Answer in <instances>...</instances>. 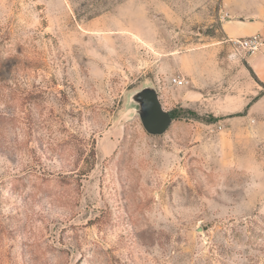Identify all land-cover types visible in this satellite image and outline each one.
<instances>
[{
    "label": "rangeland",
    "instance_id": "374dc122",
    "mask_svg": "<svg viewBox=\"0 0 264 264\" xmlns=\"http://www.w3.org/2000/svg\"><path fill=\"white\" fill-rule=\"evenodd\" d=\"M227 17L0 0V60L18 59L0 66V264H264V85ZM146 87L175 114L165 135L142 125Z\"/></svg>",
    "mask_w": 264,
    "mask_h": 264
},
{
    "label": "crops",
    "instance_id": "0c3cea01",
    "mask_svg": "<svg viewBox=\"0 0 264 264\" xmlns=\"http://www.w3.org/2000/svg\"><path fill=\"white\" fill-rule=\"evenodd\" d=\"M224 7L228 16L222 25L226 41L260 35L264 42V0H224ZM229 50L232 52L230 45ZM245 63L257 83L264 85V44ZM180 76L187 79L185 75ZM258 89L261 88L258 86Z\"/></svg>",
    "mask_w": 264,
    "mask_h": 264
},
{
    "label": "water",
    "instance_id": "95a60500",
    "mask_svg": "<svg viewBox=\"0 0 264 264\" xmlns=\"http://www.w3.org/2000/svg\"><path fill=\"white\" fill-rule=\"evenodd\" d=\"M138 106V113L145 131L150 136L165 135L170 129L173 118L166 111L154 87H146L133 95Z\"/></svg>",
    "mask_w": 264,
    "mask_h": 264
},
{
    "label": "built area",
    "instance_id": "2783aa9c",
    "mask_svg": "<svg viewBox=\"0 0 264 264\" xmlns=\"http://www.w3.org/2000/svg\"><path fill=\"white\" fill-rule=\"evenodd\" d=\"M229 43L234 53L233 57L244 53L253 55L257 53L264 44L260 35H254L244 39L229 40ZM170 82L171 85L178 88L189 85V81L182 76L174 77Z\"/></svg>",
    "mask_w": 264,
    "mask_h": 264
},
{
    "label": "trees",
    "instance_id": "16d2710c",
    "mask_svg": "<svg viewBox=\"0 0 264 264\" xmlns=\"http://www.w3.org/2000/svg\"><path fill=\"white\" fill-rule=\"evenodd\" d=\"M8 62V63H17L18 62V59L16 58H11V59H3V60H0V66L2 67V70L4 69L5 67V63ZM172 114V118L175 119V114L174 113H171Z\"/></svg>",
    "mask_w": 264,
    "mask_h": 264
}]
</instances>
